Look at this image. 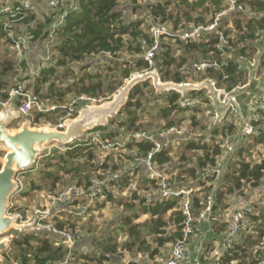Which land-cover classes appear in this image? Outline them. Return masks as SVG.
I'll list each match as a JSON object with an SVG mask.
<instances>
[{
  "label": "trees",
  "instance_id": "16d2710c",
  "mask_svg": "<svg viewBox=\"0 0 264 264\" xmlns=\"http://www.w3.org/2000/svg\"><path fill=\"white\" fill-rule=\"evenodd\" d=\"M3 1L4 0H0V2ZM239 1L242 3L244 2V5L246 6H250L248 8L256 14L248 18L244 15L241 18L242 15L239 13L235 14V16L232 18L233 26L231 28L234 31L236 30V37H231L229 35L230 27L227 25V21H223L222 19L220 21V26L228 36L227 38L229 40L230 48H226V51L228 50V52L231 53L233 48L236 47V49H238L237 45L242 44L243 46L239 48L240 54L242 56L251 58L254 54V50L248 45V43L251 40L258 38L261 32L264 30V0ZM246 1L249 5L246 3ZM146 2L147 1H145V3ZM169 2L172 4L173 0L147 2V10L153 22L156 20H162L161 22H163L164 20L165 23L166 20H171L174 17V20L172 21L175 25L173 26L176 27L182 16L188 15L187 11L182 13L183 10H180L182 8L181 3L185 4V7L188 10L194 9L201 4L206 5L205 9L214 6L215 12L220 10V0H179L177 7L174 6L173 8L168 6ZM117 6V0H78V8L67 16L63 26H61L53 34L56 36V40L53 45L55 55L52 56L54 62L50 65L42 67L39 72V76L36 78L34 84V95L37 100L42 101L44 99L48 100L49 103H58L59 98L77 90L78 94H87L97 97L98 93L104 87V82L100 77L101 70H98L95 74H90L87 71H84L86 69L85 65H80V62L88 55L107 54L102 67L113 65L116 68L123 65V69L120 71V74H122L121 79H113V83L116 86H120L122 84V80L128 78L132 71H135L136 69L140 71L148 68L150 69V65L147 60L141 56V52L143 51L140 49L138 43L139 38L146 37V34L141 30V19L126 20L123 18L121 12L117 9ZM51 19L52 17L51 14L49 15V12L48 15L39 17L34 13H30L23 17L21 22L27 25L25 31L30 34L29 39H33L34 41L39 40L40 46L41 40L43 38L45 39L49 34V23ZM193 19L195 21L194 24L196 25H206L209 21H211L210 18L205 22V20H203V18L200 16H195ZM3 23L4 20L2 18V20H0L1 39L6 35ZM125 35L131 36L132 40L136 41V46L132 49L135 51L133 54H140L137 57L131 58L130 60L118 63L117 57L119 53L122 52L125 47L127 48V46H131V44L126 43ZM203 37L204 35L200 34L197 41L186 42L182 48H178L181 49L180 52L176 50V48V51H174L170 44L162 42V47L159 48L158 53L155 54L153 60L155 63H157L156 66L159 67L163 74L162 77L165 80L180 82L184 79L183 76L178 74V70L186 64V55L189 51H200L204 55L208 54V52L213 49L212 39H205ZM148 42L151 43L150 40ZM176 52H179V54H176ZM74 62H79V78L73 80L71 84H67V86H65L62 90L61 88L55 89L53 82H50L45 87L46 92L42 94L40 93L41 84L48 82L50 75H53L57 71L56 67H67L65 68L67 70L69 65ZM262 65H264V62H262ZM9 67H11V64H9ZM206 74L213 78H217L218 83L226 82L229 89L236 85H241L245 81L244 74L239 71L238 65L229 61H227V63L219 69L206 71ZM146 83L147 82H144V84ZM115 85L110 87V91L115 90ZM140 90L141 85L139 84L133 87L129 94L126 105L120 111V114H124L123 119L120 120V123L126 125L128 129H131L133 125H137V123H139L138 121H140L138 109H140L139 107L141 106V103L139 101H132V98L137 95ZM197 95V92H190V97L192 98ZM54 97L55 100L53 101ZM7 98V91L5 92V90L0 89L1 101H6ZM178 99L179 95L176 92H170L165 96L166 104L160 107L155 114L158 117L166 119L165 127L173 124L176 119H184L183 115L178 117L175 113L170 116L175 111L178 113L185 110L184 107L179 106L177 102ZM46 114L47 112H37L33 122L38 121V119L42 118ZM191 119L192 124H195L196 121L193 120L194 118L192 117ZM235 130V124L224 121L218 127V129L213 130V135L211 136L213 139L216 138V136L218 137V135L226 136L227 134H230V136H232L235 133ZM190 140L192 141H189L185 144L186 149L202 151V155L198 157L199 168L205 169L206 167H213L216 165L218 156H220L221 153L219 146L220 143H217L216 141L199 143L195 142L193 139ZM75 143L77 144L78 141L74 142V144H69L64 152H59L53 157L42 156L39 158V166L36 170H41L39 177H42L41 179H43V182L51 179L50 184L54 185L60 178L59 173L63 172L66 174L70 171L76 172L78 169L79 175L77 176L78 179L76 181L77 186H82L85 188L89 183V178L91 175L100 177V174L97 171L99 165L94 162V151L88 146L76 145ZM150 146L151 144L149 142H138L134 145H129L128 149L134 151L132 149L138 147L142 150H145ZM168 150L169 148L155 153L154 160L156 161V164L159 165V170H163L161 168L162 165L170 162L171 158L168 155ZM250 151L251 150L248 147H242L236 152L235 157L229 166L228 172L221 183L220 189L218 190L217 201H220L222 197L223 188L226 189L228 194H230L241 191L243 186L247 184H249V186L252 188H256L262 183L264 184V160L252 163L243 159L248 156ZM39 161H41V165ZM113 163L114 162H112L111 165H113ZM105 166V164L101 165L103 168H105ZM81 169H83V171ZM164 169L168 173L170 172L168 166ZM184 171L189 173L191 176L196 175V169L194 168H187ZM30 172L31 171L22 172L19 175L20 177L25 176V178H27L30 175ZM180 175L181 174H177L174 176V179H168L169 185L179 186V181L176 182L175 179H180ZM128 177V173L125 172L118 184L121 186L127 184ZM140 177L141 178L139 180L144 181L145 179H142V177L146 176ZM205 178L211 181L210 176L207 175ZM26 180L24 181V188L20 191L22 195H26L28 192L38 187V184H36L32 179ZM154 181L155 179H151L153 185ZM25 184L28 185L26 189ZM209 189L210 187L205 188L206 194ZM143 194L145 193L142 192L141 195L143 197L139 201L137 200L139 199V196L136 195V192L131 193V199L133 202L125 203L123 200L117 201L120 205L123 203L130 208L136 207L138 209L135 210L132 215L123 217L126 228L118 226V228L108 231L101 237L96 238L95 243L99 247L98 251L93 250L91 253L86 252L85 254H81V258L87 261L95 262L97 264H118L119 261H112V259L117 257L115 255L120 254L117 252L118 249L121 248L123 251L131 250L133 246H136V244L138 249H143L146 252H149V256L153 257L159 252V247L164 243L178 240L182 237V227L185 220V215L182 214L180 209V198L163 201H157L153 199L151 202H148L145 200L146 196ZM206 194L205 199L207 198ZM106 195L108 199L111 200V195L109 192L106 193ZM136 200L138 201L137 205L135 204ZM81 201L82 200H74L72 203L79 204ZM144 201L147 202L141 205V203ZM67 203L68 202H61L56 207H61L64 208V210H68V206L65 205ZM192 205L198 207L199 209L202 206H206L199 204L196 196L194 197V193L192 196ZM217 205L215 207H217ZM67 210L66 212L69 213ZM169 211H171L169 219L163 220V214ZM74 214L75 213H70L69 218L65 220L57 219L58 222L56 223V226L61 229H65L66 225L74 227V225L77 224L75 221H71V217H73ZM141 214H147L148 218L143 224L147 226L149 233L153 235V241L156 242V246L154 248H151V246L146 244L145 239L142 238L141 232L139 230L140 224L134 223V220H137ZM214 229L217 233H219L220 231L224 230L223 224L214 220ZM41 233L34 235H23L20 239H13V244L20 247V251L16 253V256L14 257L21 262H28L32 260L31 262L36 264H49L63 262L64 260L66 261L68 252L71 250V248L69 249V247L67 248V246L62 244L61 241L63 238H60L59 235L52 234L48 231H44L43 234ZM121 234L126 236V240L122 242ZM242 235V241L229 247L224 255L220 257V260L218 261L219 264H229L232 260L240 258L241 255L247 256L249 253L248 251L251 250H247L246 245H256L257 241L264 236V208H260L257 213H248L247 222ZM58 238L61 239L60 242L55 240ZM32 241H35V244H33ZM212 244L213 242L210 241L203 246V257L204 253L208 250L209 246H212ZM255 249H258L257 245ZM239 252H241L240 256H238ZM256 254L259 256L261 253L257 251ZM258 260L254 261L252 264H258ZM128 264L136 263L128 262Z\"/></svg>",
  "mask_w": 264,
  "mask_h": 264
},
{
  "label": "rangeland",
  "instance_id": "374dc122",
  "mask_svg": "<svg viewBox=\"0 0 264 264\" xmlns=\"http://www.w3.org/2000/svg\"><path fill=\"white\" fill-rule=\"evenodd\" d=\"M3 2H7V4L11 3L10 5H12L16 2V0H4ZM30 2H35L37 4V11L39 13L41 10H43L42 3L41 4L37 3V0H30ZM178 2L179 0H173V3L170 4L169 2L168 6L171 8H173L174 6L177 7ZM48 4H49V1L46 0L45 5H48ZM117 4H118L117 9L121 12L123 18H125L126 20L127 19L128 20L141 19V23H142L141 30L143 33L146 34L147 40L151 39V36L149 35L151 25L154 23H161L162 20L161 21L156 20L155 22L151 20L148 10H147V6H148L147 3L143 2V0H117ZM181 7L182 8L180 10H183L182 13L187 11L188 15L182 16V18L177 23L176 27H174L175 25H174V22L172 21L174 20V17L171 20H166L165 22L166 24L162 25L163 34H162V37L159 39L160 40L159 43H161L160 44L161 46L159 47H162V42H163V43L170 44V46L174 49V51L178 50L180 52L181 49H178V48H182L185 45V41L182 36L185 33L189 32L193 27L196 26V24H194L195 21L193 18L195 16H200L206 22L215 13L214 6H211L210 8L208 7L207 9H205L206 7L205 4L198 5L196 8L189 9V10L185 7V4L181 3ZM219 7H220L219 8L220 10H223L224 7H227V2L225 3L224 1L220 0ZM248 7L250 6H246L243 3V8H244L243 13L235 12V10H231L224 14L223 21H227V25H229L230 27L229 35L231 37H234V36L236 37V30L234 31L231 28L233 26L232 18L235 16L236 13H239L240 15H242L241 18L243 17V15L248 18L256 14L253 11H251ZM38 12H35V14L39 17L40 14ZM189 17H190V20H189ZM21 20L22 19L4 25L5 28L10 27V30L9 32H6L5 37H3L2 39L0 38V89L5 90V92L7 91L8 93V91L13 86H15L16 84H20L22 88H24L29 94L35 97L34 84H35L36 78L39 76V72L42 67L50 65L54 62V59L52 56L55 55V51L53 49V46L49 47L51 59L48 62L44 63V62H41V60L40 62L38 61L39 56L41 55V52H42V46H39V40L34 41L33 39L31 40L29 39L27 49H25L22 52H18L14 50L11 46V36L21 35V33L24 32L27 28V25L21 22ZM164 30H165V33H164ZM125 37H126V43L131 44V46H127V48L125 47V49H123V51L119 53L117 57L118 63H122L123 61L130 60L131 58L137 57L140 54V53L133 54L135 51L132 49L136 46V41L132 40V37L129 35H125ZM43 42H44V38L41 40L42 45H43ZM242 46H243L242 44H239L237 45V48L239 49ZM233 49H236V47ZM179 52H176V54H179ZM106 55L107 54L105 53L98 54V55H88L80 62V65H85L86 69L84 71H87L90 74H95L98 70H101L100 77L103 79V82H104L103 89L97 95V101L87 102L86 104L102 103L104 101L111 99L112 96H114V94L120 91L121 87L126 83L127 79H129L132 76L142 74L149 70H154V69L157 70L158 74L161 77V81L162 82L168 81L162 77L163 76L162 72L160 71L159 67L156 66L157 63H155L154 60L152 59L150 61V69L148 68V69H144L141 71L136 69L135 71H132V73L130 74L128 78H125L122 80V84L120 86H116L113 83L114 82L113 79H121L122 74H120V71L123 69V65L121 67L119 66L116 68L113 65L102 67L104 64ZM141 56L144 58V52H141ZM207 56H208L207 54L203 55V53L200 51H189L186 55V64L178 70V74L184 77L183 79L184 81H188V82H192L195 79L196 80L200 79L202 76L193 74L190 65H191V62L205 59V57ZM9 64H11V67H9ZM65 68L67 67H56L57 71L53 75H50L48 82L41 84V90H40L41 94L46 92L45 87L50 82H53L55 89L61 88L62 90L65 86H67V84H71L73 80H76V78H79V73H80L79 72V62L71 63L67 70ZM205 77L213 78L209 75H206ZM198 81H201V80H198ZM144 82H147V83L144 84ZM112 85H115L116 88L115 90L110 91L111 89L110 87H112ZM139 85H141V90L139 93H137V95H135L132 98V101L133 102L139 101L141 103V106L139 107L140 109H138L140 121H138L139 123H137V125H133L132 128L142 129V130H146V131L154 132V133L159 132L165 127L166 119L158 117L155 114L160 107L166 104L165 96L173 91H164V93H161V94L156 93V88L153 87L152 85V79H147L146 81L139 83ZM215 85L217 88H223L224 86H227V83L217 82ZM77 91H72L62 96L61 98L58 99L59 100L58 103H55V102L49 103L48 100L43 99L44 101L42 100L41 103H43L46 110L42 112L43 113L47 112L45 116L38 119V121L33 122L35 114L37 112H41V111H38L36 108H34L29 113V115H20V117L17 120L13 121L9 127L19 126L20 123L27 118L30 119L31 125L33 127L35 126L36 127H40V126L55 127L57 126L58 123L61 122L62 119L64 118L65 107L71 102L73 98L79 95ZM205 94H206V91L203 90L200 93H198L197 96H195L200 101V105L197 110H186L185 109L184 111H181L178 113H176L175 111L170 115L172 116L174 113L178 117L183 115L184 119L183 120L176 119L175 122H173V125L182 127V132L184 131V137L175 138L177 140H174L172 142L168 150V155L171 158L170 162L162 165L161 168L163 169L165 174L169 176V179L170 178L174 179V176H176L177 174H181L180 179L178 180L175 179V181L176 182L179 181L180 186L192 187L194 197L196 196L197 200L199 201V204L207 206V198L205 199V194H206L205 188H209V187L211 188L213 184L214 174L207 173L209 174L208 176L211 177V181H210L207 178H205V176L207 175L202 174V173H204L205 171L209 172L212 169V167H206L205 169L199 168L198 167V157L202 155V151L186 149L185 144L189 141H192L190 139H193L195 142H199V143L215 142V141L217 143H220L219 146L221 149V153H220V156H218V159L216 161V165H217L219 161L222 159V157L224 156V154L226 153V150L229 146L228 143L230 139L235 135L237 131L238 120H237V116L235 113L232 114L231 110L228 111L225 118H223L219 124L221 125L222 122L224 121L235 124L236 125L235 133L232 136H230V134H227L226 136L218 135V137L215 135L216 138L213 139L211 136L213 135V130L218 129L220 125L218 124L216 127H213L212 124L215 121L214 113H213V118L211 120H208V118L203 115V113L206 114V109L211 110L210 109L211 102L209 100L205 101L203 98ZM35 99L37 98L35 97ZM12 100H15V108L18 109L17 108L18 98L16 97H12L11 99H8L6 102H4V104H0V109L1 107L9 104ZM54 100H55V97L53 98V101ZM52 107H55V108L52 109ZM77 114H75V116ZM192 117L194 118L193 120L196 121L195 124H192V119H191ZM119 118H121L122 120L123 116L121 117V114H118L112 120L114 121ZM243 142H244V139H243ZM51 144H58V143L52 142ZM255 145L256 144L252 145L251 147ZM61 148H64V146H61ZM132 150H135V149H132ZM133 152L134 151H129V149H127L125 150V152L121 153L123 156L122 155L119 156L118 155L119 153L117 151L100 154V155H98L95 152L96 153L95 156L97 155L98 158L101 157L102 158L101 160L103 159L106 160V166L104 168L105 170L103 169H99V170L106 172V170L125 169L129 176L128 183L122 186L120 184H113L114 188L112 189L111 192H109V194L111 195V200L108 199L106 194L105 196L97 200L98 202L95 201L92 203H86L88 202V198H85L84 200H82V203L84 202L88 206V212L82 216H76L77 214H74L73 217H71L72 219L71 221H75L77 224H75L74 227H70L66 225L64 229V230H68L71 233V235L73 236V242H74V244L71 245L68 241L64 239H63L64 241L63 240L61 241L63 245L67 246V248L68 247L69 249L71 248V250H69L68 252V257L66 258V261L64 264H97L95 262L87 261L81 258L80 257L81 254H85L86 252L91 253L93 250L98 251L99 247L95 243V239L101 237L103 234H105L108 231L118 228V226H122L126 228L123 217L132 215L134 211L138 209L136 207L130 208L129 206L124 205L123 203L120 205L119 202L117 201L123 200L125 203L133 202V200L131 199L132 198L131 193L133 192H136V195H138L139 197L142 194V192L152 194L154 185L151 182V178L142 177V179H145V180L144 181L139 180L141 178L140 176H138L139 173L145 170L142 168H135L134 166L131 167L130 163L132 162L130 160H131L132 155L134 154ZM3 155H4V151L0 150V166L2 164L1 159L3 158ZM243 159L245 161L254 163L257 160V147L256 149L251 151L248 154V156H246ZM39 162L41 165V161ZM112 162H114L113 165H111ZM167 166L169 167V170H170L169 173L164 169ZM187 168L196 169V175L195 176L189 175V173L184 171ZM35 169L29 173L30 175L27 178H25V176H22V177H20V175L17 176L20 186H23V188H24V181L26 179H32L36 184H38V187L33 190L29 189L32 191L28 192L26 195H22L20 192L14 193V195L11 197V200H10V205L12 204L14 206L12 207L11 212L21 211L22 214L26 216H32L31 219L29 220L31 221L33 217L38 215V213L33 214L36 210L38 209L42 210V209L49 207L50 210L54 208L53 213H55L56 215V217L54 218L55 223L58 222L57 219L65 220V218H67L70 213L66 212L67 209L64 210V208L56 207L63 200L57 201L54 204H51L50 200L52 199L53 196H57L62 191H67L70 187L76 184V181L78 179L77 176L79 175V169L76 171L77 173L75 171H70L64 174L63 172L60 171L61 172L59 173L60 178L54 185L50 184L51 179L47 180L46 182H43V179H41L42 177H39L40 176L39 174H41V170L38 171L39 169L38 170H35ZM81 170L83 171V169ZM26 187H28V185L25 184V189ZM206 195L208 196V192ZM263 196H264V184L263 183L260 184V186L256 188H252L251 186H249V184H247L243 186L241 191L230 193V194H228L226 189L223 188L222 197L220 201H217L218 203L217 207H214L213 209L212 220L213 221L216 220L218 223L223 224L224 233H225L228 228V225L230 224V220L235 216L234 209H235V206L239 204V202H251ZM137 203L135 204L137 205ZM65 205L68 206L69 210L71 208L72 212H78L80 209V206L78 203L77 204L67 203ZM206 206L205 207L202 206L200 209L198 207H195L194 205L192 206V211L194 214V218L196 220H193L192 222V233L191 235H189L186 241L187 247H189L195 241L198 235V231L200 230V226L198 224V218H200V216L203 214ZM83 217H85V220L80 219ZM147 218L148 217L146 214H142L138 217L137 220H134V223L140 224L139 230L141 232L142 238L145 239L146 244L151 246V248H154L156 246V242L153 241V235L149 233L147 226L143 224L145 220H147ZM168 219H169L168 213L163 214V220H168ZM22 223H26V222H22ZM41 229L44 230L43 228ZM162 236H165V235H162ZM3 237H8L10 239L8 243V248L6 250V252L9 253L10 259L6 260L5 264H16V262H20L18 259L14 257L16 256L15 254L20 251V247L13 244V241H12L13 239L18 238L17 230L11 229L8 233L1 235L0 239ZM60 238L55 239V240L60 242L61 240ZM124 240H126V236H124L123 234L121 242ZM175 241L176 240L164 243L162 246L159 247V252L153 257L149 256V252H146L143 249L141 250L138 249L137 244L136 246H133L131 250L123 251L120 248L117 251L120 254L115 255L117 257L112 259V261L113 262L119 261L118 264H128V262H134L136 264H165L166 258L169 254L170 247L172 243H174ZM32 243L35 244V241H32ZM214 243H215L214 247L212 249L208 248V250L204 253V256L207 260L214 259V263L217 264L218 261L220 260V256L223 255L226 250L221 249L222 242L219 241V243L217 242H214ZM256 245L258 247L257 250L255 249ZM256 245H246L247 250H251V251H248L249 252L248 255L247 256L241 255L240 258L232 260L229 264H252L254 261L258 260V258H259L258 260L259 262L260 259H262L263 252H264V236L257 241ZM257 251L262 254V255L260 254L261 256L259 255L260 257L256 254ZM201 252L203 256V247H202ZM240 254L241 252L238 253V256H240ZM188 258H189L188 254L186 252V259L188 260ZM31 261H28V262H31ZM58 263L60 262H55V263H50V264H58Z\"/></svg>",
  "mask_w": 264,
  "mask_h": 264
},
{
  "label": "built area",
  "instance_id": "2783aa9c",
  "mask_svg": "<svg viewBox=\"0 0 264 264\" xmlns=\"http://www.w3.org/2000/svg\"><path fill=\"white\" fill-rule=\"evenodd\" d=\"M49 4L45 5L42 1H37V3H42L43 10L40 13L37 11V4L35 2H30V0H16L12 5L7 2H0V20H4L3 27L6 32H9L10 27L4 25L20 20L27 14L38 12L43 15L51 14V21L49 23V34L44 39L42 46V52L39 56L38 61L48 62L51 59L49 52V47L53 46L56 40V36L53 34L58 30L66 21L67 16L78 8V0H48ZM155 2L162 0H143V2ZM227 2V7L223 10L215 12L206 25H196L189 32L185 33L182 37L186 42H194L199 39L200 34L204 35L203 38L212 39L213 49L208 52V56L205 59L199 61L191 62L192 73L198 76H202L198 80H202L207 74L206 71H213L215 69L221 68L227 63L228 57L231 55L226 48L229 49L228 36L225 34L220 26V21L223 19L224 14L231 10L235 12H244L243 3L239 0H223ZM146 2V3H147ZM245 4V3H244ZM163 24L166 23H154L150 28L151 39H146V37H141L138 39L139 47L144 52V58L149 62L154 58L155 54L159 50L160 38L162 37ZM165 33V30H164ZM30 34L27 31L21 33V35L11 36V46L14 50L22 52L27 49L29 43ZM181 39V38H180ZM150 40L151 43L148 41ZM53 52V51H52ZM38 71V70H37ZM12 97L18 98V110L21 115H29V113L36 108L38 111H45V106L40 103L35 97L29 94L20 84H16L8 91V99ZM6 100V101H7ZM6 101H0V104H4ZM97 97L87 94H79L71 100V102L65 107V114L62 121L66 118L73 117L76 114V108L87 102H96ZM178 104L188 110H197L200 105V101L196 97H189L184 101L181 100L180 96L178 99ZM259 109L254 115V119L249 124V128L244 133V142L249 144L254 142L257 138H264V91L258 100ZM55 107H52L54 109ZM208 120L213 118V113L211 110L206 109V114L203 113ZM124 114H121V117ZM121 118L116 119L108 123L106 127L96 128L89 132H86L84 136L77 140L76 145H85L90 147L98 155L110 153L117 151L120 155L122 152L128 149L129 145H134L138 142H149L151 146L148 149L142 150L135 147L134 154L130 160L131 167L142 168L145 171L139 173L138 176L145 175L154 181V189L152 194L148 193L146 195V200L151 202L153 199L157 201L179 199L180 209L182 214L185 215V220L182 227V237L172 243L169 254L166 258L165 264H187L186 259V248L187 239L192 233V222L195 220L192 211V196L193 189L190 186H170L168 183V175L165 174L163 170H159L154 160L156 152L170 148L172 142L177 140L175 138L184 137V131L182 132V127L176 125H169L164 127L159 132H149L142 129H128L126 125L120 123ZM62 121L58 123V127H63ZM74 144V143H72ZM75 145V146H76ZM67 146L61 148L58 144H51L47 146L46 151L43 156L53 157L59 152H64ZM123 156V155H122ZM96 156H94L95 158ZM113 158V157H112ZM264 160V143H261L257 147V160L255 162H260ZM115 161V160H114ZM119 161V160H117ZM38 163H36V169L38 168ZM126 172L125 169H119L116 171L106 170L99 171L100 177L91 175L89 178L88 185L83 188L82 186H77L76 184L70 187L67 191L60 192L57 196H53L50 200L51 204L57 201L63 200L62 202L72 203L74 200H84L88 198V202L92 203L103 196L107 192H111L114 188L113 184H118L121 177ZM23 186H20L19 193ZM98 202V201H97ZM86 203L79 202L80 209L78 212H72V209H68L69 213H75L82 216L88 212V206ZM12 204L9 206L8 212L11 215L18 217L19 222H27L32 216H26L22 214L21 211L11 212ZM260 208H264V196L253 200L251 202H239L235 206L234 212L235 216L230 220V224L226 232L225 237L222 240L221 249L228 250L229 247L235 243H239L243 239V231L245 229V224L247 222L248 213H257ZM40 214L37 225L52 234L59 235L64 240L68 241L71 245L74 244L73 236L68 230L61 229L56 226L54 218L56 217L53 210L48 207L45 209H38L33 214ZM225 251V252H226ZM224 255V254H223ZM221 255V256H223ZM220 256V257H221ZM7 260L10 259L9 253L6 252ZM60 262L58 264H64ZM16 264H36L34 262H16ZM50 264V263H49ZM219 264V262L217 263ZM258 264H264V252L262 259Z\"/></svg>",
  "mask_w": 264,
  "mask_h": 264
},
{
  "label": "water",
  "instance_id": "95a60500",
  "mask_svg": "<svg viewBox=\"0 0 264 264\" xmlns=\"http://www.w3.org/2000/svg\"><path fill=\"white\" fill-rule=\"evenodd\" d=\"M250 46L256 49V53L249 59L240 54L239 49H233L231 56L227 59L238 65L240 72L246 73V82L243 85H236L232 88L224 86L217 88V78L205 77L203 80L192 82L161 81L157 70H149L142 74L127 79L111 99L102 103H83L76 108V116L63 120V127L40 126L33 127L29 118L25 119L17 127H9L17 120L21 113L15 108V100L0 109V150L4 151L0 166V236L8 233L11 229L17 230V237L23 235L40 234L45 230L37 226L40 214L33 217L29 222H19L18 217L8 212L11 197L20 190V183L17 176L26 171H32L39 157H42L48 145L57 142L61 146L72 144L81 139L88 131L100 127H106L109 120L115 118L121 109L126 105L128 96L137 84L152 79V85L156 93L164 91L176 92L182 101L189 99L190 92L200 93L205 90L203 97L205 101L211 102L210 109L214 113L216 127L225 118L228 111L235 113L238 120V128L235 135L230 139L226 153L217 165L202 174H214L213 184L208 191L207 206L203 214L198 218L200 230L195 241L186 248L188 254L187 264H215L214 259L203 262L202 247L205 242L218 239L222 242L225 235L214 232L213 209L217 205L218 190L226 176L229 164L236 152L240 149L244 139V133L254 119L258 111V100L263 94L264 73L258 78V71L261 64V57L264 53V31L256 42ZM110 120V121H111ZM220 125V124H219ZM10 239H0V264L6 262V250Z\"/></svg>",
  "mask_w": 264,
  "mask_h": 264
},
{
  "label": "crops",
  "instance_id": "0c3cea01",
  "mask_svg": "<svg viewBox=\"0 0 264 264\" xmlns=\"http://www.w3.org/2000/svg\"><path fill=\"white\" fill-rule=\"evenodd\" d=\"M37 1H42V3L43 4H45V1L46 0H37ZM264 31V30H263ZM262 31V32H263ZM262 32H261V34H262ZM261 34L259 35V37L258 38H256V39H254V40H251L249 43H248V45L250 46V43L251 42H256L260 37H261ZM253 50H254V54L256 53V49L255 48H253L252 46H250ZM33 53V52H32ZM254 54H253V56H254ZM252 56V57H253ZM252 57H251V59H252ZM262 62H264V53L262 54V57H261V64H260V67H259V71H258V75H257V77L259 78L263 73H264V65H262ZM262 70V71H261ZM242 74H244L245 75V81H244V83L243 84H245V82H246V73L245 72H242ZM243 84H241V85H243ZM262 90L264 91V86L262 87ZM261 143H264V139H262L261 141H260ZM129 151H131V150H129ZM94 154H96L95 153V151H94ZM97 157V158H96ZM96 157L94 158V162H96L99 166H98V172L99 171H101V170H99V169H103V170H105L103 167H101V165H106V160L105 159H103V160H101L102 158L100 157V158H98V156L96 155ZM105 158V157H104ZM131 164V163H130ZM35 169V168H34ZM33 169V170H34ZM220 189V188H219ZM148 193H145V194H143L144 196H146ZM143 196L142 195H140V197H139V199H138V201L142 198ZM146 200V199H145ZM136 203H137V200L135 201ZM147 201H144L143 203H141V205L142 204H144V203H146ZM218 204V203H217ZM170 212L171 211H169V212H167L168 213V217L170 216ZM142 215V214H141ZM147 215V214H146ZM87 216V215H86ZM85 216V217H86ZM85 217H83V218H80V219H82V220H85ZM67 218H69V216L67 217ZM67 218H65V219H67ZM196 220V219H195ZM214 232L216 233V234H219V235H222V234H224V230H222V231H220L219 233H217L216 231H215V229H214ZM211 242H213V244H212V246H209V248L210 249H212L213 247H214V242H217V243H219V240L218 239H213V240H210ZM210 241H207V242H210ZM207 242H205V244L207 243ZM221 242V241H220ZM204 244V245H205ZM217 245V244H216ZM215 245V246H216ZM202 259H203V262H208V261H210V260H207L206 258H205V256L203 257L202 256ZM207 260V261H206Z\"/></svg>",
  "mask_w": 264,
  "mask_h": 264
},
{
  "label": "clouds",
  "instance_id": "9594fccd",
  "mask_svg": "<svg viewBox=\"0 0 264 264\" xmlns=\"http://www.w3.org/2000/svg\"><path fill=\"white\" fill-rule=\"evenodd\" d=\"M42 12V11H41ZM40 16H41V14H40ZM188 82V81H187ZM40 103H41V101L40 100H38ZM43 104V103H42ZM186 110H188V109H186ZM120 114V113H119ZM111 121H113V120H111ZM110 121V122H111ZM262 139H264V138H257V139H255L254 140V142H252V143H249V144H245V142H242V144H241V147L240 148H242V147H248L251 151H253L254 149H256V147H258V145L259 144H261V140ZM77 141V140H76ZM74 143V142H73ZM254 144H256L255 146H253V147H251L252 145H254ZM250 151V152H251ZM37 163H38V161H37ZM36 167V164H35V166H34V168ZM36 170V169H35Z\"/></svg>",
  "mask_w": 264,
  "mask_h": 264
}]
</instances>
